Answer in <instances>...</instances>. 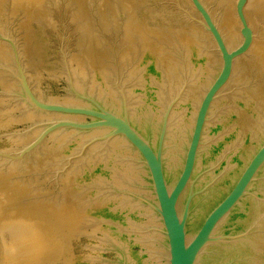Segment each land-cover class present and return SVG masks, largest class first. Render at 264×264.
<instances>
[{
  "label": "water",
  "instance_id": "obj_1",
  "mask_svg": "<svg viewBox=\"0 0 264 264\" xmlns=\"http://www.w3.org/2000/svg\"><path fill=\"white\" fill-rule=\"evenodd\" d=\"M0 264H264V0H0Z\"/></svg>",
  "mask_w": 264,
  "mask_h": 264
}]
</instances>
